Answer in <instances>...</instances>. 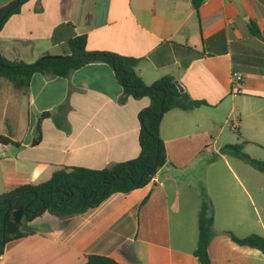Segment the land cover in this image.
Segmentation results:
<instances>
[{"label": "crops", "instance_id": "obj_1", "mask_svg": "<svg viewBox=\"0 0 264 264\" xmlns=\"http://www.w3.org/2000/svg\"><path fill=\"white\" fill-rule=\"evenodd\" d=\"M13 1L0 0V8ZM251 20L261 39L251 35ZM79 35L87 36L88 51L140 59L137 71L147 85L171 75L191 99L207 104L163 116L168 163L147 186L113 194L67 224L65 217L43 214L28 224L35 234L6 245L0 264H84L89 255L120 264H200L193 253L207 179L200 171L214 165L208 155L244 143L245 153L264 160V0H208L198 16L191 0H29L5 22L0 51L10 62L31 64L46 54H69L68 41ZM233 73L243 76L237 89ZM122 96L102 62L68 78L35 74L28 95L0 79V137L9 140L0 141V195L45 182L63 167L103 169L138 157V115L150 100L121 103ZM45 112L51 116L33 145ZM251 148L261 150V158ZM220 161L206 185L214 207L211 262L264 264L263 252L227 234L264 237V186L252 169L231 164L225 154Z\"/></svg>", "mask_w": 264, "mask_h": 264}, {"label": "trees", "instance_id": "obj_2", "mask_svg": "<svg viewBox=\"0 0 264 264\" xmlns=\"http://www.w3.org/2000/svg\"><path fill=\"white\" fill-rule=\"evenodd\" d=\"M29 0H15L0 8V33L9 17L19 14L23 4ZM208 0H191L197 16L201 6ZM252 36L262 38L261 31L254 21L248 24ZM69 54L52 56L46 54L36 62H10L0 51V79H6L28 95L32 77L35 74L50 77L68 78L74 71L87 64L102 62L113 70L123 89L120 99L124 103L128 97L149 98L150 104L139 112L140 153L135 159L116 163L103 169L85 167H63L51 178L39 184H24L0 195V256L10 242L35 234L29 223L45 213L65 217L67 221L98 207L104 200L116 193L129 194L147 186L160 168L168 163L165 144L160 135L163 116L173 109L194 110L207 103L193 100L175 85V79L166 75L147 85L138 74L140 59L121 56L110 52L88 51L87 36H75L68 41ZM49 112L39 115L33 145L42 138L41 122L50 117ZM58 124V123H57ZM3 143L8 139L0 137ZM243 144L227 145L243 160L264 173V160L250 157L243 152ZM201 207L198 216L199 238L194 256L200 264H212L209 245L215 236L214 207L203 185L200 186ZM147 198L143 201L146 202ZM237 244L249 246L264 253V237L252 234L238 238L227 233ZM84 264H120L112 257L89 255Z\"/></svg>", "mask_w": 264, "mask_h": 264}, {"label": "rangeland", "instance_id": "obj_3", "mask_svg": "<svg viewBox=\"0 0 264 264\" xmlns=\"http://www.w3.org/2000/svg\"><path fill=\"white\" fill-rule=\"evenodd\" d=\"M230 125H231V121L229 122V124H227V129L225 130V132H224V134H223V136H222V139H221V141H220V143H219V145L218 146H220V147H222V146H224V144H225V142L228 140L227 138L230 136V132H229V128H230ZM232 133V132H231ZM234 134H237L238 135V131L237 130H235L234 131ZM251 149H255V148H251ZM232 150H225L224 149V151L222 152V154H221V152H219L218 153V157L215 155V153H212V154H210V155H208V160H209V162L211 161V162H213V163H209V164H214V165H208V163H207V166H205L204 167V169L202 170V171H200V173L201 172H206L207 173V179H206V181H202V185L204 186V188L206 189V185L207 184H209L210 185V183H211V181H210V179H211V169L213 168V167H215V166H217V165H224L223 164V161L221 162H218V163H216V161H218L219 160V158H220V156L221 155H223V154H225L226 156H227V159H228V161L231 163V164H233V165H235V164H238V165H240V166H242V167H245L246 169H252V171H253V173H254V176H255V180H256V182H257V184H259V185H263L264 186V173L263 172H261L259 169H257L256 167H254L253 165H251L250 163H248V162H246L245 160H243L239 155H237L236 153H234L233 151L231 152ZM244 152V151H243ZM251 152H252V154H254V156H256V158H261V157H259V156H261V155H259V154H261V153H263L261 150H257V149H255V150H251ZM231 153H234V157L233 158H231L230 156H228V154L229 155H231ZM245 153V152H244ZM214 154V155H213ZM247 154V153H246ZM215 156V158H213ZM212 158H213V160H212ZM259 160V159H258ZM209 166V167H208ZM206 191H207V189H206ZM207 193H208V191H207ZM209 196V195H208ZM210 198V197H209ZM211 200V199H210ZM212 201V200H211ZM213 203V202H212ZM257 204V208L259 209V210H261L260 208V204L257 202L256 203Z\"/></svg>", "mask_w": 264, "mask_h": 264}, {"label": "built area", "instance_id": "obj_4", "mask_svg": "<svg viewBox=\"0 0 264 264\" xmlns=\"http://www.w3.org/2000/svg\"><path fill=\"white\" fill-rule=\"evenodd\" d=\"M243 80V76L238 73H233L232 75V82L235 89L239 88L241 86V82Z\"/></svg>", "mask_w": 264, "mask_h": 264}, {"label": "water", "instance_id": "obj_5", "mask_svg": "<svg viewBox=\"0 0 264 264\" xmlns=\"http://www.w3.org/2000/svg\"><path fill=\"white\" fill-rule=\"evenodd\" d=\"M175 85L177 86L180 92H183L181 85L177 81H175Z\"/></svg>", "mask_w": 264, "mask_h": 264}]
</instances>
